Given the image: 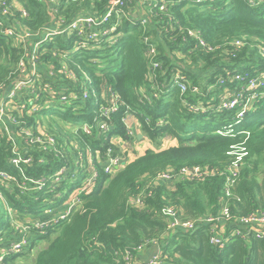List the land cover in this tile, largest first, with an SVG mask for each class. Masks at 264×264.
Returning <instances> with one entry per match:
<instances>
[{
  "label": "trees",
  "instance_id": "1",
  "mask_svg": "<svg viewBox=\"0 0 264 264\" xmlns=\"http://www.w3.org/2000/svg\"><path fill=\"white\" fill-rule=\"evenodd\" d=\"M110 1L0 0V87H12L21 60H28L23 44L5 34L8 28L36 34L60 20L101 13ZM142 1L146 25L124 17L104 41L82 48L76 34L54 37L38 52L36 93H22V101L7 107L10 133L0 128V257L5 263L27 258L46 241L33 264H141L139 248L154 243L163 250V264H264V237L257 232L231 237L220 248L210 242V226L172 231L174 218L164 214L174 209L176 218L195 221L218 215L224 205L239 219L264 212V0ZM3 5L10 8L9 17L2 16ZM253 81L259 83L254 91L259 98L243 119L239 108L220 110L227 93L252 94ZM37 95L39 111L21 109ZM62 97L68 104L46 105ZM115 101L117 110L103 116L101 109ZM128 116L143 140L172 137L177 144L135 154L109 175L99 161L109 151L122 154L114 137L132 145ZM101 122L108 132L101 131ZM83 124L91 126L90 135ZM39 136L46 144L35 143ZM243 150L241 172L227 196V169ZM16 159L18 165L12 163ZM194 167L214 174L202 181L156 183L170 170ZM65 168L61 181L54 182ZM93 170L98 178L84 189ZM74 197L79 203L71 210ZM36 223L45 225L36 228ZM22 241L19 252L10 251Z\"/></svg>",
  "mask_w": 264,
  "mask_h": 264
},
{
  "label": "built area",
  "instance_id": "2",
  "mask_svg": "<svg viewBox=\"0 0 264 264\" xmlns=\"http://www.w3.org/2000/svg\"><path fill=\"white\" fill-rule=\"evenodd\" d=\"M71 3H80L83 0H69ZM93 2H102L105 0H91ZM134 0H111L110 3L107 5L106 9L101 13L95 14H80L76 16L72 21H65L60 20L55 22V25L47 26L37 32L36 34L29 33L25 30V28L16 27L15 25L11 26L5 31L7 36L14 38V40L19 43L20 45L23 44L25 48V52L27 54V59H22L19 64V77L18 82L14 83L10 88L0 87V128L5 126V130L10 133L7 128V123L11 121V116L8 114L7 107L10 104H13L16 100H21V94L27 93L29 91L36 93L34 88L35 85L39 82L38 73L41 71L38 65L39 55L38 52L47 50V47L50 46L51 42H53V38L56 36H65L67 34H76V38H78L76 45L78 47H86L90 43L94 42H101L104 41L110 33L116 30V27L121 23L124 17H128V7ZM53 5L59 4V0H51ZM3 17L10 16V8L5 7L3 5V11H1ZM142 24L146 25V21L143 19ZM3 25V24H1ZM110 25H112L110 27ZM115 39H112L114 41ZM155 51H151V55H154ZM153 68L157 69L159 64H153ZM63 72L69 76L68 69L66 66L63 67ZM49 77H52V74L49 72ZM180 79L182 77H177V83L181 88L182 92L187 91V86L185 84H181ZM258 82L253 81L249 86V90L253 92L252 94L245 96L244 93L241 92H229L227 95L222 99L220 110L222 111H231L236 108H239L240 111L238 113V117L243 119L244 116L252 109L254 102L259 98V95L254 92L258 88ZM49 85H45L47 88ZM34 89V90H33ZM48 90V89H45ZM50 91V90H48ZM53 96V95H52ZM40 95H37V100H31L30 103L27 101H23L21 105L22 110H29V113H36L40 110L41 105L38 104V98ZM64 103L65 105L68 104V100L66 97H62L60 100L52 99L46 105H58ZM117 101H115L110 108H102L101 114L103 116H107L110 113L117 110ZM125 123L128 126V135L127 139L132 141L135 144L137 142V137H135V131H139V125H132V123L128 121V118L125 119ZM100 129L103 132H108L110 127L104 122H101ZM84 132L86 134L92 133V128L88 124L81 125ZM139 137V136H138ZM140 140V139H139ZM114 143L120 147L121 152L124 149L126 141L122 138H116L113 140ZM35 143H40L41 145L46 144L44 140H42L41 136L35 139ZM50 147L54 146V141L49 139ZM127 145V144H126ZM47 147V145H45ZM246 155L244 150L242 154L236 159L233 165L227 169V172L230 174L228 179V184L225 189V194L227 196L230 195V189L235 184L238 175L241 172V162L243 157ZM82 156V155H81ZM106 159L100 158L101 163H103V168L105 172L109 175H114L118 170L122 169L126 164L124 162V158L126 155L123 153L121 155H114L113 151H109L106 155ZM83 158V156H82ZM22 159V158H21ZM21 159L13 160L12 163L18 165L21 162ZM131 157H128L127 160L129 162ZM29 163L30 160L25 161ZM128 162V163H129ZM127 163V164H128ZM66 172V168L61 170L59 173L62 175ZM58 175L56 176L57 179L54 182L61 181V178ZM214 171L211 169H206L203 167H194V168H184L180 171H173L170 170L162 175H160L156 179V183L159 182H175L178 179H184L188 181H202L207 179L208 177L212 176ZM98 178L97 171L93 170L91 176L87 180L84 185V189H87L89 186L93 184V181ZM43 180L38 181L36 184L39 185L43 183ZM41 189V187H39ZM79 201L77 198H73L70 207L73 210ZM137 205H141L140 199L136 200ZM164 214L169 218H174V221H171L169 224V230L175 231L176 229H181L186 232L193 231L200 225H208L210 226V242L212 245L217 247L223 248L229 241L231 237L234 236H242L247 237L250 235L251 231H255L258 234L264 237V212H257L248 217L244 218H235L231 215L230 210L226 205H224L219 212L218 215H208L203 218H199L195 221H183L181 219L176 218V213L174 209H168L164 211ZM57 222V219L52 220L51 223ZM50 224V223H48ZM45 223H36V228L44 227ZM25 230H30V228H26ZM26 244L25 241L20 243L13 244L10 247L11 252H19L20 249ZM13 249V250H12ZM144 248H139V252L141 253ZM3 258V257H2ZM141 264H163L162 259H154L148 262H144Z\"/></svg>",
  "mask_w": 264,
  "mask_h": 264
},
{
  "label": "rangeland",
  "instance_id": "3",
  "mask_svg": "<svg viewBox=\"0 0 264 264\" xmlns=\"http://www.w3.org/2000/svg\"><path fill=\"white\" fill-rule=\"evenodd\" d=\"M50 113H47L46 116H49ZM128 121L129 123L131 122L133 127H134V124H137V122L135 120H133V118L131 116H128ZM135 137H137V142L132 143V145H130L128 147V145L125 144L124 146V149L122 151V153L124 155H126V158H124V162L125 164H127L129 162V160H127L128 157H131V159L135 156V154L137 155H140V154H143L145 152V150L147 149H151V150H159V149H163V148H168L169 146H175L177 144V140L172 138V137H165L163 139H161L159 141V143H152L148 138L147 139H142V140H139V135H142L143 136V133L142 131H135ZM118 137H114V139H116ZM130 159V160H131ZM101 163V159L99 161ZM59 173V172H58ZM55 174L54 176H57L58 175ZM59 176L62 177V173H59ZM12 226L14 229L18 230L21 228V224L20 223H17L16 221L12 223ZM56 235H53L52 238H55ZM6 242L7 243V240L4 239L2 241V243ZM45 246H47V242L44 241V242H41L39 244H37V247L34 249V251L27 257V258H18L15 263H11V264H33V259L37 256V253L38 251L41 250V248H44ZM0 247L2 248V246L0 245ZM4 257L1 258L0 257V264H7L4 262Z\"/></svg>",
  "mask_w": 264,
  "mask_h": 264
},
{
  "label": "crops",
  "instance_id": "4",
  "mask_svg": "<svg viewBox=\"0 0 264 264\" xmlns=\"http://www.w3.org/2000/svg\"><path fill=\"white\" fill-rule=\"evenodd\" d=\"M142 0H136L133 5L128 8V17L135 19V20H143L145 17L144 15L147 13V9L143 8ZM153 2V1H150ZM149 2V3H150ZM135 126L138 124H134ZM143 139V137H142ZM141 139V140H142ZM147 139V138H146ZM163 254V250L159 244H151L147 246L140 254H139V261L141 263L148 262L154 260L156 258L161 259Z\"/></svg>",
  "mask_w": 264,
  "mask_h": 264
},
{
  "label": "water",
  "instance_id": "5",
  "mask_svg": "<svg viewBox=\"0 0 264 264\" xmlns=\"http://www.w3.org/2000/svg\"><path fill=\"white\" fill-rule=\"evenodd\" d=\"M142 137H143L142 135H139V139H140V140L142 139Z\"/></svg>",
  "mask_w": 264,
  "mask_h": 264
}]
</instances>
